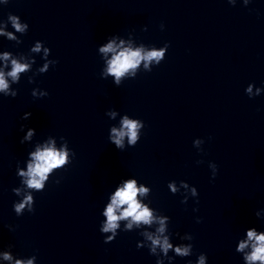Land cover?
I'll list each match as a JSON object with an SVG mask.
<instances>
[{
    "label": "clouds",
    "instance_id": "clouds-1",
    "mask_svg": "<svg viewBox=\"0 0 264 264\" xmlns=\"http://www.w3.org/2000/svg\"><path fill=\"white\" fill-rule=\"evenodd\" d=\"M13 22V26L16 28L17 31H23L22 26L17 23L16 17H10ZM163 28V25H161ZM11 38V34H8ZM170 45L166 43L160 50H152L142 54L140 49L137 50H130L124 49L122 51L117 52L116 47L114 46V42L110 41L107 43L106 46L100 48L101 52L114 53L111 60L108 62V72L116 77V86H119L120 77L123 76L129 69H135L141 63V61L152 62L153 60L156 62L158 66L166 57L168 47ZM41 47V43L38 42L36 47L33 51H39ZM49 52V48H45V54ZM4 59L8 58V53L4 54ZM53 65L58 63V61H52ZM28 64H21L18 63L16 60H12V70L8 73V76L12 77L14 81L18 79V74L24 72L28 69ZM145 67L148 68V64H145ZM48 68V64H45L44 68L40 71L46 72ZM152 69H148L150 72ZM9 85L5 80L4 73L0 71V91H4L7 95L6 90L8 89ZM248 92H251V86L247 89ZM260 89H257V94H259ZM48 93H45L47 95ZM17 95L16 92L11 94V97H15ZM249 98H252L249 96ZM31 113H25L22 117L23 119H28ZM123 128L121 130H117L116 128L112 129V133L114 134L113 142L117 149H121L122 138L127 135L129 138V144L135 145L138 139L137 137V129L141 126L136 120H130L127 116L123 118L122 121ZM35 129H29V135H31ZM23 139L21 143H23ZM74 154V153H73ZM32 157L34 158L35 163H30L28 165V172L25 174L21 172L20 174L27 175L28 179L26 180L27 187L30 189L42 190L44 188V181L47 179V174L54 168H57L61 165H64L67 159V152L66 151H57L54 148H45L44 150H37L34 153H31ZM217 171V166H216ZM216 174V172H215ZM215 174L213 177H215ZM173 192H175V187L171 186ZM146 193L148 192L147 188L141 187L137 189L136 181L129 180L125 183L123 188H118L111 200V203L106 207L103 215L106 217V223L104 227L101 229L102 232H112V236H108L105 239V243H110L116 238L115 230L119 227L118 221L122 219L131 218L132 221L136 222L137 224L143 223L145 225H150L153 222L152 212L149 210L148 207L142 205L136 200L137 193ZM192 194L198 195L197 189L195 187L192 188ZM33 203V197L28 195L25 197L24 201L20 204L15 205V211L20 213L21 210L25 207V205L29 206V212L32 213L35 211L34 208L31 207ZM123 205H127L126 208H123L120 211V214L117 215V210L121 209ZM259 216V212L256 214ZM161 227L158 229L159 232H164V221L161 220ZM127 227L130 229L132 224L129 223ZM151 240V244L153 248L151 249L152 252H155V246H160L165 255L172 245L168 242L167 237L161 240L159 237L153 238L152 236L148 237ZM249 242H251V252L244 256V259L248 262V264H254V262L259 261L261 264H264V232L257 234V231L254 228H250L247 230V240L243 241L239 244V247L236 249L238 252H243V250L249 246ZM175 252L180 256H187L189 254V247H177ZM5 259H10V256L5 253ZM172 258L169 257V261ZM16 264H23L22 261L17 260ZM27 264H32V260H29ZM157 264H160L157 261ZM199 264H204V256L200 257Z\"/></svg>",
    "mask_w": 264,
    "mask_h": 264
}]
</instances>
